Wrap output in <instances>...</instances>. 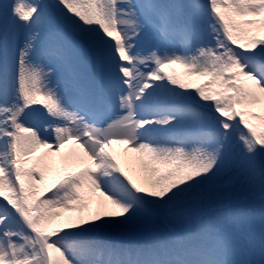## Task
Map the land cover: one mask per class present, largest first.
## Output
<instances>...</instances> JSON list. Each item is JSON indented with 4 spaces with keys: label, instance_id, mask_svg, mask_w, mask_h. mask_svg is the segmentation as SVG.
Wrapping results in <instances>:
<instances>
[{
    "label": "snow or ice",
    "instance_id": "obj_1",
    "mask_svg": "<svg viewBox=\"0 0 264 264\" xmlns=\"http://www.w3.org/2000/svg\"><path fill=\"white\" fill-rule=\"evenodd\" d=\"M0 264H264V0H0Z\"/></svg>",
    "mask_w": 264,
    "mask_h": 264
},
{
    "label": "bare ground",
    "instance_id": "obj_2",
    "mask_svg": "<svg viewBox=\"0 0 264 264\" xmlns=\"http://www.w3.org/2000/svg\"><path fill=\"white\" fill-rule=\"evenodd\" d=\"M175 72L178 75H182L183 74V70H181V71L175 70ZM185 79H189V78L185 77ZM200 81H201L200 79H195V78L192 79V82H194V83H198ZM209 87H214V86L213 85H209ZM121 147L122 146H120L119 149H121ZM41 151H43V150H41ZM115 151H116V153L119 156H121V158L123 160V157L125 155V148L121 149V151H118V150H115ZM128 155L130 156L131 159L125 164V166L128 167L130 171L133 170V169L138 170L139 169V160L137 159L138 154L129 153Z\"/></svg>",
    "mask_w": 264,
    "mask_h": 264
}]
</instances>
